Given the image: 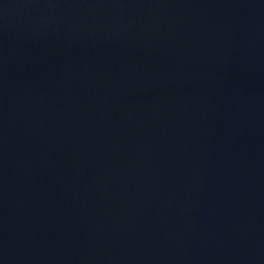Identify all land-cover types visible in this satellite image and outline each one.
<instances>
[{
	"label": "water",
	"instance_id": "obj_1",
	"mask_svg": "<svg viewBox=\"0 0 264 264\" xmlns=\"http://www.w3.org/2000/svg\"><path fill=\"white\" fill-rule=\"evenodd\" d=\"M0 264H264V0H0Z\"/></svg>",
	"mask_w": 264,
	"mask_h": 264
}]
</instances>
